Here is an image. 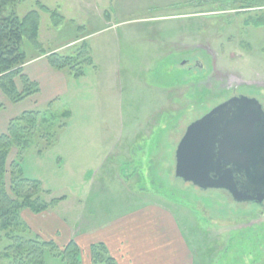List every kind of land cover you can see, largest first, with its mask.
Instances as JSON below:
<instances>
[{"label":"rangeland","instance_id":"rangeland-1","mask_svg":"<svg viewBox=\"0 0 264 264\" xmlns=\"http://www.w3.org/2000/svg\"><path fill=\"white\" fill-rule=\"evenodd\" d=\"M37 2L58 9L66 20L40 10ZM229 4L20 0L7 8L6 13L13 9L20 17L33 10L39 13L36 39H22L27 58L48 56L55 47L69 43L71 48L61 55L76 56L86 44L99 66L86 81L96 83L89 98L70 103L61 98L49 110L38 108L41 118L50 119L40 127L53 135V143L47 147L48 137L37 132L21 162L25 177L39 180L51 191L48 199L67 197L50 210L68 228L93 227L134 206L140 194H119L120 185L108 181L110 174L134 168L130 185L151 188L154 192L147 196L176 215L192 245L194 264H264V205L235 202L217 189L200 190L174 174V153L188 124L234 91L256 97L264 106V26L250 21L264 15V7L236 13ZM83 57L84 52L79 60ZM0 104L5 107L0 111V133H4L8 115L22 111L25 101L10 107L0 91ZM65 110L70 114L63 121ZM14 159L15 148L9 154V161ZM103 168L109 170L99 179ZM98 182L114 193L92 191ZM6 244L5 239L0 242V264H8L3 254ZM82 255L80 250V261ZM44 264L67 263L46 252Z\"/></svg>","mask_w":264,"mask_h":264},{"label":"trees","instance_id":"trees-1","mask_svg":"<svg viewBox=\"0 0 264 264\" xmlns=\"http://www.w3.org/2000/svg\"><path fill=\"white\" fill-rule=\"evenodd\" d=\"M19 1L0 0V91L12 103H18L39 91L38 85L23 73L27 56L21 49L23 37L36 39L39 13L33 10L22 17L13 9L6 13L8 7L16 6ZM225 1L230 3L229 7H232L236 13L264 7V0ZM37 6L40 10L58 17V21L64 20L57 9L50 10L39 2ZM250 21L256 27L264 26V15L255 19L250 18ZM85 45L83 44V50L81 49L82 51L76 56H62L57 52L48 54L47 61L50 67L56 70L68 68L75 78L83 76L84 66L92 62ZM83 52L84 57L79 60ZM18 80L21 82V89L16 85ZM2 108L3 105L0 104V110ZM47 109H50V105ZM40 114L39 109L26 110L10 119L6 131L0 133V242L3 239L7 241L3 254L8 259V264H44L46 252L67 264H80V249L74 240L59 248L55 240H46L33 234L22 217L23 210L40 214L67 199L66 196L48 199L47 196L51 195V191L44 189L39 180L27 178L22 172V158L31 144L32 135L40 132L41 137L44 135L48 137L47 147L52 146L53 143V135L40 127L41 123H46L50 119L41 118ZM69 114L68 110L63 111V118L65 117L63 121L69 117ZM13 148L17 149V159L9 161V154ZM38 151L41 153L42 149ZM89 250L91 264H116L104 243H93Z\"/></svg>","mask_w":264,"mask_h":264},{"label":"crops","instance_id":"crops-1","mask_svg":"<svg viewBox=\"0 0 264 264\" xmlns=\"http://www.w3.org/2000/svg\"><path fill=\"white\" fill-rule=\"evenodd\" d=\"M57 11L59 12L58 9ZM60 15L66 20L64 14ZM78 26L83 28L82 24ZM104 30L106 29H95L94 32L85 37H79L72 43H79L91 34L96 35ZM129 38L131 37L129 36ZM70 44L57 46L52 51L61 54ZM89 53L93 54V50L91 49ZM46 56V54L39 53L27 58L23 65V73L38 85L39 91L18 102L25 101V106L21 109L22 111L8 115V121L26 110L48 108V105L52 108L53 104L59 102L58 100L61 98H67V102L70 103L78 100V97L89 98L91 95V87L96 86V83L88 84L86 81H90L92 72L96 73L99 70L95 58L93 60L91 57L92 62L84 68V75L75 78L68 70L51 68ZM95 80L96 78L93 81L95 82ZM16 85L18 89H21L19 80ZM3 108L5 109V107ZM121 152L122 150L119 149L117 155H120ZM125 156L127 162V155ZM130 161L132 164L136 162L135 160ZM138 166L141 165L138 164ZM108 170L103 168V171H100L99 179H102ZM133 172L134 168L126 173L121 171L117 174H110L111 178L108 181L122 186H119L120 191L117 192L119 194H140L134 206L127 207L128 209L116 213L110 219L93 227H88L87 224L81 225L80 228L73 227L71 230L51 210L40 214L23 210L22 217L32 232L39 231L38 235L46 240L53 239L58 245H63L67 240V242L74 240L83 252L80 264H91L89 248L96 242L105 244L116 264H194L192 245L185 237L176 215L161 201L151 200L150 196H147L154 192L151 188L131 186L128 179ZM93 190L98 194L100 192L103 194L114 193L107 187L104 188V185H100L99 182L92 188ZM66 228L68 230L60 234V231H65Z\"/></svg>","mask_w":264,"mask_h":264},{"label":"water","instance_id":"water-1","mask_svg":"<svg viewBox=\"0 0 264 264\" xmlns=\"http://www.w3.org/2000/svg\"><path fill=\"white\" fill-rule=\"evenodd\" d=\"M174 174L200 190L227 191L235 202L264 203V109L234 96L188 124L174 153Z\"/></svg>","mask_w":264,"mask_h":264},{"label":"flooded vegetation","instance_id":"flooded-vegetation-1","mask_svg":"<svg viewBox=\"0 0 264 264\" xmlns=\"http://www.w3.org/2000/svg\"><path fill=\"white\" fill-rule=\"evenodd\" d=\"M239 95H245V94H242V93H239V92L234 91L233 94H231L228 98H226V99L220 101L219 103H222V102L226 101L227 99H229V98H231V97L239 96ZM247 96L253 97V96H251V95H247ZM219 103H218V104H219ZM216 105H217V104H216ZM262 105H263V104H262ZM263 109H264V106H263ZM200 117H201V116H200ZM220 191L223 192L224 194H227V195L230 196V194H229L227 191H223V190H220ZM253 204H255V203H253ZM263 205H264V203H263L261 206H263ZM259 206H260V205H259Z\"/></svg>","mask_w":264,"mask_h":264}]
</instances>
